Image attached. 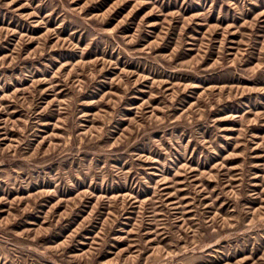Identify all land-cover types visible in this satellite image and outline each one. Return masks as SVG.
<instances>
[{"label": "rangeland", "instance_id": "rangeland-1", "mask_svg": "<svg viewBox=\"0 0 264 264\" xmlns=\"http://www.w3.org/2000/svg\"><path fill=\"white\" fill-rule=\"evenodd\" d=\"M0 264H264V0H0Z\"/></svg>", "mask_w": 264, "mask_h": 264}]
</instances>
